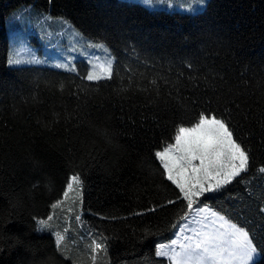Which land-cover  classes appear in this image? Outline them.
Listing matches in <instances>:
<instances>
[{"label": "trees", "instance_id": "1", "mask_svg": "<svg viewBox=\"0 0 264 264\" xmlns=\"http://www.w3.org/2000/svg\"><path fill=\"white\" fill-rule=\"evenodd\" d=\"M44 10L106 42L111 79L87 81L86 63L73 72L7 67V21L22 17L11 23L20 28ZM204 109L229 117L252 154L251 171L207 202L250 224L260 240L264 0H208L196 13L122 0H0V264H92L88 246L97 234L109 248L107 257L97 254L98 264H167L155 257L154 243L170 237L182 205L148 212L177 191L153 153L170 142L178 123L193 122ZM74 172L83 181V212L78 204L66 211L75 200L70 193L52 221L56 230L70 229L65 256L33 217L53 211ZM145 228L158 235L145 237Z\"/></svg>", "mask_w": 264, "mask_h": 264}, {"label": "snow or ice", "instance_id": "2", "mask_svg": "<svg viewBox=\"0 0 264 264\" xmlns=\"http://www.w3.org/2000/svg\"><path fill=\"white\" fill-rule=\"evenodd\" d=\"M151 2V0H146ZM164 3L165 0H160ZM172 5L169 4V7ZM186 11H194L188 8ZM19 21L22 17L13 14ZM52 17L46 16L45 20ZM61 22L68 24L66 19ZM77 35H80L77 33ZM88 47L103 49L110 52L105 41L100 43L89 42ZM75 51V49H73ZM57 62L55 67L75 71V65L69 67L72 60ZM98 63L92 65L87 72V81L111 79L113 75L114 57H107L103 62L96 58ZM30 50H14L10 52L7 64L9 66L22 64H43ZM92 64V61H89ZM191 67V65H188ZM155 85L156 81L150 82ZM225 112L228 109L224 110ZM109 143L112 138L105 133ZM153 159L158 162L161 176L171 183L177 190L175 199H169L166 204L149 208L154 213L157 209L166 206L182 205L177 212V219L171 224L174 229V238L167 242L154 243V255L157 258H166L167 264H260L264 258V234L258 240L250 224L233 222L231 218L221 215L206 201L210 194L219 193L234 181L242 178L251 171L252 154L247 145L236 135L232 121L223 113L214 109H204L198 112L193 122H180L175 126L174 135L170 142H164L156 148ZM264 176V165L257 169ZM37 187V185H33ZM83 181L81 175L74 172L67 177V183L62 191L61 198L51 203L53 210L46 218L33 217L37 231H50L55 237V247L61 255L66 256L62 242L70 229L65 227L63 232L56 230L52 221L56 219L55 210L68 201L70 193H75L73 207L67 208L68 213L79 205L83 212ZM251 195V192H249ZM258 214L264 217V206L258 208ZM143 215V213H135ZM67 219V218H66ZM79 221L81 215H76ZM115 219V218H114ZM99 239L92 238L88 246L91 251L92 264H98L97 254L107 257L109 248L107 237L101 234ZM157 232L150 228L144 229V236H157ZM93 234L89 233V237ZM81 239H84L81 236ZM73 264H76L73 261Z\"/></svg>", "mask_w": 264, "mask_h": 264}, {"label": "rangeland", "instance_id": "3", "mask_svg": "<svg viewBox=\"0 0 264 264\" xmlns=\"http://www.w3.org/2000/svg\"><path fill=\"white\" fill-rule=\"evenodd\" d=\"M139 4L148 10H167V11H179L184 13H196L201 11L208 0H165L161 3L160 0H122ZM169 4L172 6L169 7ZM188 8H193L194 11H186ZM51 16V20H45L46 16ZM63 17L54 16L47 11H39L36 13L25 25L20 28L12 25L15 22L7 21V55L6 65L7 67H19L29 66V64L9 66L7 59L10 52L14 50L23 51L24 49L30 50L39 59L44 60L43 64H31L34 66H45L63 71H69L64 68H57L55 64L57 62H68L67 57L71 56L72 60L69 63V67L72 64L75 65V69H82L80 65L87 64V72L91 69L92 65L98 63L97 57L100 58L99 62H103L105 58L111 56L110 52H105L103 49H97L94 47H88L89 42L100 43L93 41L88 37H85L77 28H75L67 19L68 24L61 22ZM65 19V18H63ZM79 33L80 35H77ZM38 41V44L31 42L30 39ZM75 49V51H73ZM92 61V64H89ZM75 70V71H76ZM73 72V71H71ZM85 75V77H86ZM75 195V193H72ZM207 202V201H206ZM208 203V202H207ZM174 229L169 238L161 240L159 242H167L174 238Z\"/></svg>", "mask_w": 264, "mask_h": 264}]
</instances>
